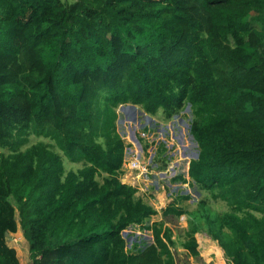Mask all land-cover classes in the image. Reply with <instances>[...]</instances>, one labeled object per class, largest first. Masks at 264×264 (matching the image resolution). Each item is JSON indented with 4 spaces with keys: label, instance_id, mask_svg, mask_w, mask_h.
I'll return each mask as SVG.
<instances>
[{
    "label": "trees",
    "instance_id": "obj_1",
    "mask_svg": "<svg viewBox=\"0 0 264 264\" xmlns=\"http://www.w3.org/2000/svg\"><path fill=\"white\" fill-rule=\"evenodd\" d=\"M121 106L145 132L190 113L197 156L171 180L208 197L161 210L189 214L184 249L207 230L230 264H264V0H0V264H22L19 228L30 264H177L156 195L122 180Z\"/></svg>",
    "mask_w": 264,
    "mask_h": 264
},
{
    "label": "rangeland",
    "instance_id": "obj_2",
    "mask_svg": "<svg viewBox=\"0 0 264 264\" xmlns=\"http://www.w3.org/2000/svg\"><path fill=\"white\" fill-rule=\"evenodd\" d=\"M68 1L72 3L74 0ZM117 111L120 115L117 121L118 131L130 145L128 155L123 164L124 175L122 179L138 188V196L144 197L149 192H153L156 195L155 198L148 196V202L153 204L155 208L158 207L157 209L159 210V214L154 216L151 222L163 220L166 226L171 228L173 238L176 242V247L173 249V252L177 264H230L218 242L211 238L207 230L196 235L199 243L200 256L198 258L191 256L182 246L186 239L185 232L188 227L189 214L177 218L175 216L164 217L161 212L163 208L172 202V199L178 193L191 194L192 198L184 203L188 212L198 210L199 201L208 197L206 192L199 194L188 184L175 183L171 180L177 174H182L184 177L189 178V163L197 156L196 145L192 142L188 133L190 113L187 112L188 119H184L182 116H176L174 119L168 120L161 114L151 116L155 121L160 120L159 127L153 131L145 132L143 130L145 124L148 123L149 127L152 124L149 121L141 122L139 118L141 115L133 107L127 109L121 106ZM38 141L48 140L32 137V143ZM161 142L165 144L163 147L167 149L161 157L169 160V166L165 171H157L156 164L153 169L150 168L153 165V160L158 153L157 149ZM147 144L148 146L145 149ZM171 155L175 157L174 160ZM64 164L67 171H76L83 166L81 163H72L66 158L64 159ZM150 174L153 176H150ZM207 204V210L210 209L214 217L219 212L228 210L227 205L221 201L211 200ZM130 232L151 237L150 232H142L139 228H132L127 231V233ZM7 241L11 247L16 249L20 262L22 264H30L29 243L22 229L19 228V231L15 234H9Z\"/></svg>",
    "mask_w": 264,
    "mask_h": 264
},
{
    "label": "built area",
    "instance_id": "obj_3",
    "mask_svg": "<svg viewBox=\"0 0 264 264\" xmlns=\"http://www.w3.org/2000/svg\"><path fill=\"white\" fill-rule=\"evenodd\" d=\"M123 108H124V107H123ZM125 108L129 109V107H125ZM147 121H150L149 118H148ZM119 133H120V132H119ZM120 135L123 137V135H122L121 133H120ZM123 139H124V137H123ZM124 140H125V139H124ZM125 142H126V141H125ZM126 144H127V148H126L125 154H126V156H127V155H128V152H129L128 150H129V146H130V145H129L127 142H126ZM126 156H125V158H126ZM172 156H173V155H172ZM174 159H175V157H174ZM174 159H173V160H174ZM122 180H123V179H122ZM123 182L126 183L127 181L123 180ZM135 187H136V186H135Z\"/></svg>",
    "mask_w": 264,
    "mask_h": 264
},
{
    "label": "bare ground",
    "instance_id": "obj_4",
    "mask_svg": "<svg viewBox=\"0 0 264 264\" xmlns=\"http://www.w3.org/2000/svg\"><path fill=\"white\" fill-rule=\"evenodd\" d=\"M219 255H221V254L219 253Z\"/></svg>",
    "mask_w": 264,
    "mask_h": 264
}]
</instances>
